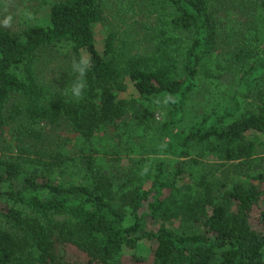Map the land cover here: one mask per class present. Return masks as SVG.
Wrapping results in <instances>:
<instances>
[{"label": "trees", "instance_id": "trees-1", "mask_svg": "<svg viewBox=\"0 0 264 264\" xmlns=\"http://www.w3.org/2000/svg\"><path fill=\"white\" fill-rule=\"evenodd\" d=\"M41 5V20L0 26V264H264V0ZM61 45L91 59L81 99L62 95L73 72L59 89L37 75ZM201 83L217 99L180 128ZM61 122L69 135L47 141ZM139 239L147 256L123 253ZM66 244L84 258L67 260Z\"/></svg>", "mask_w": 264, "mask_h": 264}, {"label": "rangeland", "instance_id": "rangeland-1", "mask_svg": "<svg viewBox=\"0 0 264 264\" xmlns=\"http://www.w3.org/2000/svg\"><path fill=\"white\" fill-rule=\"evenodd\" d=\"M52 0H0V26L5 28L3 26V20L8 16H12L11 21V27L5 28L9 31L15 32L21 29L23 26L26 25V23H31L35 20H41L46 16V7H40V5L44 4L45 2L48 3ZM230 3L229 7V14H228V24L232 26H239L242 25L240 23V18H243L241 15H235L236 10L240 7L236 1H228L224 2V4ZM41 5V6H42ZM235 8V9H234ZM224 12L223 10H221ZM117 14L116 9H114V14L111 18H108V20L111 22L114 20L115 16ZM115 26V22L113 23ZM138 27L137 24L129 25V31H132L134 28L132 27ZM102 28L99 25L95 26L94 30V40H95V46L98 51H101L102 49ZM234 40V39H233ZM84 57L86 55L84 54ZM71 62L72 59L69 54V50L65 45L52 47L51 49H46L43 51L39 63H38V73L39 78L44 82L50 84L53 88L59 89V87L62 86V83H64L65 80L61 79L63 77H69V73L72 72L71 69ZM236 64H234L235 66ZM254 74H257L259 77L264 78V67H262L260 70L254 72ZM220 82L225 86L226 91L229 93H232L236 89H242L243 87L239 84H236V80L234 79V74L232 71L226 69L223 72V75L221 76ZM260 88H262V80H259ZM131 89H128L127 92H130ZM217 88H213L207 84H199L198 88L194 90L191 94H189V98L187 100V104L185 107V117L184 119L178 123V127L184 128L186 127L190 120H191V114L195 111L198 112L204 108V106L210 102H213L217 99ZM248 97L244 98V100H247ZM165 113L164 106L161 105L159 102V105L155 109L154 112V120L156 123H160L163 120ZM68 126H66L63 122L59 123L57 126H51L49 133L46 131V138L47 141H56L61 140V138L65 137L64 135H69ZM260 141H264L263 137H259ZM5 138L0 139V150L2 148H5ZM54 139V140H53ZM154 140V138L151 139V142ZM259 146V145H258ZM259 155L262 156L263 161L260 160L259 164L261 167L264 166V143L263 146L258 149ZM162 158L165 162L166 167L168 168V165L172 162V158L168 155L166 156H159ZM258 166V165H257ZM142 209H145V203L143 202ZM256 212V210H255ZM146 227L149 228V224H146ZM153 243L147 239H139L136 242V245L134 248H124L123 253L124 254H133L136 256H147L149 254V250ZM65 258L67 260L69 259H83L84 254L80 252L78 249H76L74 246L70 244L65 245ZM146 264V263H145Z\"/></svg>", "mask_w": 264, "mask_h": 264}, {"label": "clouds", "instance_id": "clouds-1", "mask_svg": "<svg viewBox=\"0 0 264 264\" xmlns=\"http://www.w3.org/2000/svg\"><path fill=\"white\" fill-rule=\"evenodd\" d=\"M11 21H12V16L8 15L4 20H3V26L5 28H10L11 27ZM91 68V59L90 57H84L82 56L79 60L76 58L72 59L71 62V69L72 72L76 75L75 81L71 84L70 88L63 89L62 95H69L75 99H81L83 97L85 88H86V76Z\"/></svg>", "mask_w": 264, "mask_h": 264}]
</instances>
